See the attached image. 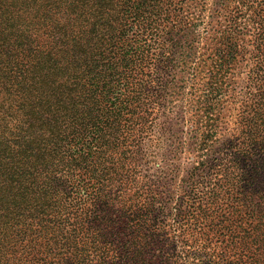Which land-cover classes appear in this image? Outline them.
Here are the masks:
<instances>
[{
    "label": "trees",
    "instance_id": "trees-1",
    "mask_svg": "<svg viewBox=\"0 0 264 264\" xmlns=\"http://www.w3.org/2000/svg\"><path fill=\"white\" fill-rule=\"evenodd\" d=\"M239 1L211 63L252 62L233 140L167 210L139 154L173 0H0V264H264V0Z\"/></svg>",
    "mask_w": 264,
    "mask_h": 264
},
{
    "label": "rangeland",
    "instance_id": "rangeland-1",
    "mask_svg": "<svg viewBox=\"0 0 264 264\" xmlns=\"http://www.w3.org/2000/svg\"><path fill=\"white\" fill-rule=\"evenodd\" d=\"M173 2L168 17L158 22L162 29L156 37L158 50L169 60L156 66L162 86L157 89L139 154L144 174L160 182L167 210L178 207L186 192L204 197V185L213 179L209 167L204 172V162L215 164L233 140L252 66L243 54L229 66L218 65L219 71L211 66L214 42L227 31V21L239 0ZM240 29L237 35L248 48L252 30L247 25ZM184 248L187 253L175 264H204V254L197 247Z\"/></svg>",
    "mask_w": 264,
    "mask_h": 264
}]
</instances>
